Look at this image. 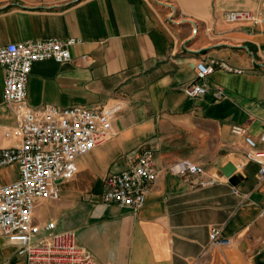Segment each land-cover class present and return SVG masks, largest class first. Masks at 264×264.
I'll return each instance as SVG.
<instances>
[{
	"label": "crops",
	"instance_id": "crops-1",
	"mask_svg": "<svg viewBox=\"0 0 264 264\" xmlns=\"http://www.w3.org/2000/svg\"><path fill=\"white\" fill-rule=\"evenodd\" d=\"M235 1L240 5L230 7ZM223 2L212 9L211 0H0V45L79 39L70 60L32 64L30 105L124 103L112 120L113 135L76 158L77 172L59 184V198L36 201L34 222L72 229L100 264L264 262V178L259 163L245 160L244 136L231 131L243 125L258 139L264 129V25L229 23L222 13L256 8L262 0ZM208 57L242 71L216 68L205 78L204 94L187 96L182 85ZM4 77L0 65V147L21 140L17 116L3 98ZM146 149L157 176L144 204L132 209L102 201L104 177L129 168ZM181 159L202 165L203 173H172L169 167ZM228 162L243 177L237 185L222 172ZM17 177L16 164L0 168V184ZM213 226L229 243L210 242ZM0 264H24L1 235Z\"/></svg>",
	"mask_w": 264,
	"mask_h": 264
},
{
	"label": "built area",
	"instance_id": "built-area-1",
	"mask_svg": "<svg viewBox=\"0 0 264 264\" xmlns=\"http://www.w3.org/2000/svg\"><path fill=\"white\" fill-rule=\"evenodd\" d=\"M224 18L229 23L264 25V0L256 8L227 9ZM78 40L73 36L47 37L0 45V65L5 70L3 98L17 116L21 135L18 144L0 147V168L11 164L18 168L15 180L0 184V235L15 245L24 264H100L77 242L72 229H56L52 220L43 224L33 220L36 201L59 198V184L72 179L77 172L76 158L113 135L112 120L124 107L121 100L95 106L50 103L32 106L27 102V81L32 64L44 59L58 63L70 60V46ZM216 68L242 71L220 58L200 59L196 63L195 77L182 85L183 93L187 96L204 94L209 88L205 78ZM214 95L221 97L223 88L215 87ZM231 131L244 136L245 160L259 163L258 173L264 178V129L258 139L247 134L243 125L234 124ZM169 170L178 175L196 176L202 174L204 168L189 159H181ZM156 176L152 151L146 149L132 166L104 177L100 198L104 202L138 209L144 204ZM209 238L215 245L229 243L217 226L210 228Z\"/></svg>",
	"mask_w": 264,
	"mask_h": 264
},
{
	"label": "water",
	"instance_id": "water-1",
	"mask_svg": "<svg viewBox=\"0 0 264 264\" xmlns=\"http://www.w3.org/2000/svg\"><path fill=\"white\" fill-rule=\"evenodd\" d=\"M235 171L236 167L232 162H228L222 167L223 174L232 185H237L243 179L242 175ZM258 264H264V262H259Z\"/></svg>",
	"mask_w": 264,
	"mask_h": 264
},
{
	"label": "rangeland",
	"instance_id": "rangeland-1",
	"mask_svg": "<svg viewBox=\"0 0 264 264\" xmlns=\"http://www.w3.org/2000/svg\"><path fill=\"white\" fill-rule=\"evenodd\" d=\"M224 0H211V6H212V9H214L215 7H218V6H222V2H223ZM223 4H225V2H223ZM230 4H233V6H230V7H235V6H237V5H240V3H238V2H233V3H230ZM227 8H229V7H227ZM227 8H225L223 11H222V13H223V16H224V12L226 11V9ZM263 255H264V252H263Z\"/></svg>",
	"mask_w": 264,
	"mask_h": 264
}]
</instances>
